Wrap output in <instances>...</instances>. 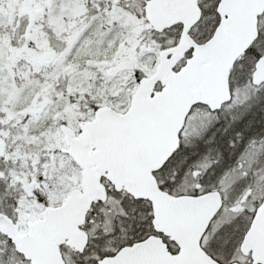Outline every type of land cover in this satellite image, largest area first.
<instances>
[{"label": "snow or ice", "instance_id": "1", "mask_svg": "<svg viewBox=\"0 0 264 264\" xmlns=\"http://www.w3.org/2000/svg\"><path fill=\"white\" fill-rule=\"evenodd\" d=\"M0 264H264V0H0Z\"/></svg>", "mask_w": 264, "mask_h": 264}]
</instances>
